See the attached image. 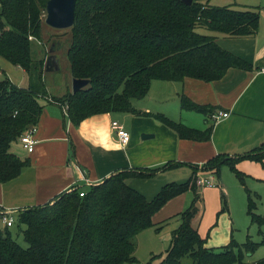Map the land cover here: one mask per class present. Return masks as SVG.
Instances as JSON below:
<instances>
[{
    "label": "trees",
    "instance_id": "obj_1",
    "mask_svg": "<svg viewBox=\"0 0 264 264\" xmlns=\"http://www.w3.org/2000/svg\"><path fill=\"white\" fill-rule=\"evenodd\" d=\"M47 1L0 0V58L21 68L28 81L27 88L8 78L0 81V184L17 178L29 166L11 147L24 131L37 125L42 111L38 100L47 97L43 62L32 58L29 40L41 38ZM209 1L192 0L188 6L181 0H77L66 59L71 79L88 80L89 84L53 100L67 108L71 123L77 126L98 114L139 116L133 102L147 95L152 81L189 78L214 82L230 68L250 71L249 63L223 50L213 36L197 33L196 28L251 37L259 26L257 8L216 7ZM180 107L207 119L215 113V108L198 105L184 95ZM152 117L180 139L200 142L209 140L214 124L198 130L162 114ZM244 160L264 164V144L235 158L217 156L204 170L218 179L222 166H228L244 185V175L236 167ZM178 165L148 172L118 171L89 187L83 197L79 189L72 190L44 205L19 210L15 223L24 226L21 233L27 247L19 245L5 227L0 231V264H135L136 237L154 227L151 218L166 202L186 192L193 199L178 215L180 224L171 232L159 264H183L185 258L191 264H264V257L246 260L264 247V218L254 212L255 202L245 187L247 215L259 227L262 240L256 243L247 237L238 244L231 237L223 246L208 248L207 237L201 238L194 225L202 210L195 174L184 183L166 184L151 200L126 183ZM220 201V213L227 212L223 192Z\"/></svg>",
    "mask_w": 264,
    "mask_h": 264
},
{
    "label": "crops",
    "instance_id": "obj_2",
    "mask_svg": "<svg viewBox=\"0 0 264 264\" xmlns=\"http://www.w3.org/2000/svg\"><path fill=\"white\" fill-rule=\"evenodd\" d=\"M234 4L257 8L256 34L251 37L209 35L223 50L249 63L250 71L230 68L214 82L189 78L180 82L152 81L147 95L133 102L139 116L118 112L98 114L77 126L71 123L64 105L49 97L39 98L42 111L33 135L34 150L28 153L19 141L11 147V152L28 160L29 166L17 178L0 184V218L3 212L11 211L15 216L21 209L44 205L72 190L85 192L118 171L148 172L179 163L149 178L127 181L131 188L151 200L166 184L184 183L194 174L196 177L211 174L204 166L217 156L235 158L259 149L264 144V2L237 0ZM181 95L198 105L213 107L215 112H226L228 116L212 122L204 115L182 110ZM155 114L198 130L214 123L213 130L208 141L180 139L157 122L152 117ZM113 121L129 133L126 145L120 144L111 128ZM222 177L226 182V176ZM214 183L217 186L199 188L202 210L194 222L200 237H207L208 248L220 247L215 235L221 222L219 218L229 215V211L220 213L221 192L226 200L230 194L220 174L218 179L214 177ZM192 199L193 194L186 192L166 202L152 216L154 227L149 229L158 232L173 219L175 226L178 215Z\"/></svg>",
    "mask_w": 264,
    "mask_h": 264
},
{
    "label": "rangeland",
    "instance_id": "obj_3",
    "mask_svg": "<svg viewBox=\"0 0 264 264\" xmlns=\"http://www.w3.org/2000/svg\"><path fill=\"white\" fill-rule=\"evenodd\" d=\"M235 1L210 0L209 5L232 9L243 8L239 5H235ZM44 18L45 13L41 38L39 40L34 38L30 40L31 55L35 61L42 60L44 66L46 57L50 55L49 49L53 43L56 44L55 50H53L52 53L58 57L60 69L52 73H45L46 77L44 78V94L53 100L64 97V94H71V77L66 59L67 50L69 48V32L68 29L59 30L48 27L44 24ZM196 32L205 35L211 33L202 27L196 28ZM5 78H8L13 84L16 86L18 85V87H28L26 73L21 68L12 66L0 58V81ZM245 161L246 162L242 163L240 166H237V169L244 175V185L239 182L228 166H222L220 170L221 182L226 185L230 194L227 196L229 215H221L219 218L221 222H218V227L216 229L215 235L219 246L227 244L230 241V236H232L238 244L245 243L247 237L253 242L259 243L263 237V235L259 233V227L256 224H252L247 215V195L249 194L255 202L256 208L254 212L264 218V165L256 161ZM223 175L226 176L227 183L223 181ZM214 184L217 186V183ZM244 187L248 190V194ZM241 195H243V197ZM256 195L258 197H256ZM174 221L173 219L168 224H165L158 232H155L153 229H146L136 237V247L133 255L138 262L135 264L160 263L161 258L168 248L172 230L180 224V219L177 220L178 222H176L175 226ZM5 227V224H3L0 218V231ZM22 229H24V226L19 225L17 222L14 223L12 227L8 228L13 239L22 247H27L21 233ZM261 231L264 233V227L261 228ZM263 257L264 247H260L253 255L246 257V260L247 262H254ZM183 264H191V260L185 258Z\"/></svg>",
    "mask_w": 264,
    "mask_h": 264
},
{
    "label": "water",
    "instance_id": "obj_4",
    "mask_svg": "<svg viewBox=\"0 0 264 264\" xmlns=\"http://www.w3.org/2000/svg\"><path fill=\"white\" fill-rule=\"evenodd\" d=\"M184 4L190 6L192 0H181ZM77 0H48L45 7L44 24L53 29H69L74 24L75 7ZM55 43L52 44L49 49L50 55L45 59L44 72L52 73L59 71L60 64L59 59L52 53L55 50ZM89 84L88 80L83 79H71V93L75 94ZM142 138H149L143 137Z\"/></svg>",
    "mask_w": 264,
    "mask_h": 264
},
{
    "label": "built area",
    "instance_id": "obj_5",
    "mask_svg": "<svg viewBox=\"0 0 264 264\" xmlns=\"http://www.w3.org/2000/svg\"><path fill=\"white\" fill-rule=\"evenodd\" d=\"M32 37H29V40H31ZM65 110H67L66 107H64ZM228 116V113L222 112V111H217L215 112L211 120L212 122H217L218 120L222 118H226ZM111 128L114 130L115 134L117 135L120 144L126 145L129 141L130 135L129 133L116 121H113L111 123ZM36 131L35 126L28 128L26 131H24L21 136L19 137L18 141L22 145V147L28 152L31 153L34 150V146L36 144V140L33 138V135ZM196 184L200 188H209V187H214V177L212 174H208L207 176L199 175L196 177ZM85 194L84 191H79V196L83 197ZM1 219L3 224L7 228L12 227L15 223V216L14 213L11 211L3 212L1 214Z\"/></svg>",
    "mask_w": 264,
    "mask_h": 264
}]
</instances>
